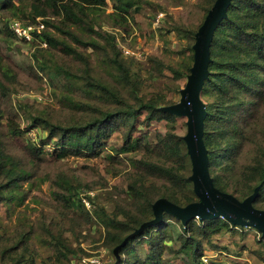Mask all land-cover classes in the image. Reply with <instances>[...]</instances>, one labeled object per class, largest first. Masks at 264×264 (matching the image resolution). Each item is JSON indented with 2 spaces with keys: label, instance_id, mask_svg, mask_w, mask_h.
Listing matches in <instances>:
<instances>
[{
  "label": "trees",
  "instance_id": "16d2710c",
  "mask_svg": "<svg viewBox=\"0 0 264 264\" xmlns=\"http://www.w3.org/2000/svg\"><path fill=\"white\" fill-rule=\"evenodd\" d=\"M108 1L113 4L109 13ZM196 1L200 23L193 29L174 26L166 31L182 32L188 54L174 66L150 54L147 77L142 79L136 58L125 56L115 34L103 28L109 24L125 31L142 8L150 6L149 0H0V205L11 214L22 207L15 225L0 233V264H35V243L43 239L55 264H69L76 249L66 235L86 240L82 231L87 226L99 228L95 241L112 253L126 236L153 219L157 199L178 206L197 201L188 180L191 165L184 135L175 131L177 117L159 111L176 103L168 95L184 87L193 62L194 35L215 2ZM38 18L44 27L35 34L31 64L22 71L5 53L16 42L29 44L17 40L9 24L16 20L30 25ZM210 59L200 92L209 174L215 188L238 200L259 187L252 204L264 210V0L231 1L226 19L214 32ZM152 80L162 81L165 89L147 91ZM46 86L59 90L58 106L16 98L42 92ZM162 121L164 133L150 140L141 127ZM32 131L35 138L28 139ZM114 133L121 145L113 147L106 160L111 167L127 161L129 169L114 167L113 176L120 181L108 191L105 178L94 179L89 168L78 171L67 158L100 156ZM45 183L53 212L41 211L31 219L24 203ZM81 188L101 189L98 201L87 196L90 211L78 197ZM242 229L220 218L193 219L184 226L163 214L158 225L119 250L117 264H203L206 247L231 257L227 247L213 240Z\"/></svg>",
  "mask_w": 264,
  "mask_h": 264
},
{
  "label": "rangeland",
  "instance_id": "374dc122",
  "mask_svg": "<svg viewBox=\"0 0 264 264\" xmlns=\"http://www.w3.org/2000/svg\"><path fill=\"white\" fill-rule=\"evenodd\" d=\"M112 2L108 1V8L106 12H111ZM149 7L142 8L141 12L135 16V20L129 27L124 30H113L109 24L104 26V30L115 34L122 51L128 50L130 54L125 56H134L139 62L141 67V78L147 77L149 66L147 58L150 54L160 55L167 63L175 65L182 57H185L188 52L185 49L187 45L186 39L182 38V32H166L174 26H187L190 28L196 27L202 18V12L198 8L196 0H149ZM156 13V14H155ZM155 14V15H154ZM39 19V18H38ZM37 20V19H36ZM40 20V19H39ZM21 22V21H20ZM22 23V22H21ZM124 43L130 45L127 48ZM1 45H3L1 43ZM6 50L5 46H2ZM44 48V47H43ZM166 48V50L164 49ZM35 47L31 44L25 45L16 42L14 45L7 47L6 55H8L16 65L22 70L27 71V67L31 64L32 54ZM139 55V58L136 57ZM150 84L153 87L148 88L150 93L156 89H165L162 81L152 80ZM56 94L58 97L54 96ZM60 96L59 90L51 89L48 86L42 92H28L25 94H18L16 98L25 103H51L58 106V98ZM179 94L168 95V99L173 102L179 101ZM143 116L141 117V119ZM186 119L183 117L175 118V131L178 134L185 135L186 133ZM142 131H148L150 140H154L156 133H164L166 126L165 121L153 122L149 128L141 127ZM36 132L32 131L26 136L32 138ZM137 134H135L136 136ZM37 139V138H36ZM121 145L120 136L118 133L111 135L110 139L106 142V146L101 150V154L93 159H81L75 157H68V163L76 168L78 171H83L84 168H89L94 173V179L99 177L105 178L108 185V191L112 189L120 181V177L113 176L114 167L127 171L129 166L127 161L111 167V164L106 160V155L113 153L112 148ZM51 147L48 146L46 151H50ZM127 157V156H123ZM94 168H98V174L95 173ZM85 189V188H83ZM87 190V189H85ZM89 191V190H87ZM93 199H97L101 189L91 190ZM103 192V191H102ZM83 192L79 190L78 197ZM32 198H29L24 205H27L25 215L31 216V219L36 218L41 211L51 213L53 210L47 205L51 202L50 186L42 184L38 189H33L31 192ZM99 199V198H98ZM98 199L96 201H98ZM100 203L104 205L107 211H112L113 207L107 201L101 199ZM92 208V205H91ZM87 209V210H91ZM22 207H15V213L11 214L6 205H0V233L9 231L16 223L17 211ZM98 229L95 226H87L82 231V235H88L86 240L75 239L69 234L66 237L71 242L72 246L76 249V255L70 256L69 264H117V259L113 254L101 247L100 242L95 239L98 235ZM242 235V236H240ZM43 240L36 241L35 243V264H55L53 262V254L47 242ZM214 243L220 247H227L230 250L229 259L232 264H264V238L255 230L244 228L237 231L235 235L229 233L222 234L214 238ZM81 250H79V249ZM242 248V249H241ZM205 255L218 254L220 257L225 258L224 254L219 251L211 250L209 247L205 248Z\"/></svg>",
  "mask_w": 264,
  "mask_h": 264
},
{
  "label": "water",
  "instance_id": "95a60500",
  "mask_svg": "<svg viewBox=\"0 0 264 264\" xmlns=\"http://www.w3.org/2000/svg\"><path fill=\"white\" fill-rule=\"evenodd\" d=\"M231 1L215 0L208 10L194 35V43L191 47L193 62L185 85L179 91V101L159 108L162 113L186 119V133L182 140L191 165L188 180L192 184L197 201L178 206L165 198L157 199L152 204L153 219L142 223L112 250L117 262L120 260L119 250L148 227L158 225L162 221L163 214L174 217L184 226L193 219L210 221L220 218L231 226L253 229L264 238V210L257 209L252 204L259 187L243 200H238L235 196L215 188L209 174L208 151L203 142L206 110L205 104L200 99V92L209 76L210 46L214 32L221 21L226 19Z\"/></svg>",
  "mask_w": 264,
  "mask_h": 264
},
{
  "label": "built area",
  "instance_id": "2783aa9c",
  "mask_svg": "<svg viewBox=\"0 0 264 264\" xmlns=\"http://www.w3.org/2000/svg\"><path fill=\"white\" fill-rule=\"evenodd\" d=\"M44 25L40 22L39 19L36 20V23L25 25L19 21H11L9 24V29L15 36V38L19 41H24L28 44L33 43L38 38L35 37V34H40V30L43 29ZM41 46L45 47L46 44L44 42H41ZM125 54H130L128 50L123 51ZM137 58H139V55H136ZM81 192H83L80 195V200L82 204L85 206L86 209L91 208L90 201L87 199V196H92L90 191H87L83 188L80 189ZM221 254V253H220ZM225 256V255H224ZM202 263L203 264H232L229 257L225 256V258L220 257L218 254L214 255H204L202 257Z\"/></svg>",
  "mask_w": 264,
  "mask_h": 264
}]
</instances>
